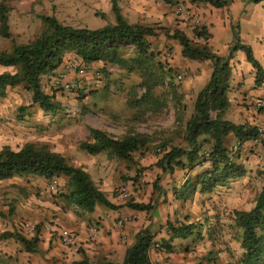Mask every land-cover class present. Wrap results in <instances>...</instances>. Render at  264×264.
I'll return each mask as SVG.
<instances>
[{"label": "rangeland", "instance_id": "1", "mask_svg": "<svg viewBox=\"0 0 264 264\" xmlns=\"http://www.w3.org/2000/svg\"><path fill=\"white\" fill-rule=\"evenodd\" d=\"M4 2L8 7L12 36H0V51L10 50L13 42L28 43L40 36L45 29L43 15L54 16L73 27L99 28L114 20L109 0ZM185 3L177 0L171 8L170 18L154 25L165 28L169 34L149 38L157 53L154 62H161L165 73L163 83L153 89L147 102H141L146 90L141 85L143 70L135 62L137 54L133 46L122 50V57L127 61L125 66L87 64L90 68L86 80L89 89L78 87L75 65L79 67L84 62L74 53L67 52L59 72L42 79L45 91L55 95L63 110L57 115L47 114L39 106H30V94L23 86L10 89L5 97L0 98V150L9 147L18 151L26 144H35L40 149L61 154L71 165L89 172L96 186L119 206L109 209L100 205L101 211H123L124 215L117 219L123 221L122 229L130 227L135 232L151 228L158 247L150 255L153 263L238 264L243 254L241 230L234 224L233 212L250 210L264 185V176L259 173L264 169V141L245 143L239 150L235 138L228 136L226 142L234 153L232 158L245 167V174L230 180L228 186L216 187L212 192H198L185 200H177L173 191L185 180L186 172L170 175L157 166L166 150L186 147V123L193 114L197 94L208 83L213 71L208 60L183 57L180 42L171 37L175 30H180L195 44L204 45L206 36L198 39L194 36L201 26L195 27L191 19L176 13L177 5L187 8ZM124 4L132 6L129 0H124ZM102 15H105V21L101 19ZM97 71L101 72L99 79L95 76ZM59 79L63 82H58ZM234 93L232 103L239 104L229 120L235 123L244 116L239 108L245 109L247 118H252L245 124L264 129V94L248 97L245 92L235 90ZM258 103L262 105L258 107ZM250 111L252 113H248ZM211 114L216 115L215 112ZM91 127L116 139L146 134L151 142L145 150L134 153L131 161L119 159L108 151L92 156L79 147L82 142L90 140ZM53 179L59 181L56 192L50 189ZM53 179L16 175L0 181V235L10 231L32 239L45 227V222L51 223L45 210L48 203L54 205L56 199L62 202L61 196L68 192L69 181L64 175ZM156 181L162 186L163 194L154 192ZM132 202L149 204L151 209L134 210L127 206ZM168 223L175 226L193 224L196 228L193 235L163 248L162 241L170 239ZM20 245L24 247L15 238L0 241L2 250L19 249ZM29 257L30 253L24 247L20 260L28 264Z\"/></svg>", "mask_w": 264, "mask_h": 264}, {"label": "trees", "instance_id": "2", "mask_svg": "<svg viewBox=\"0 0 264 264\" xmlns=\"http://www.w3.org/2000/svg\"><path fill=\"white\" fill-rule=\"evenodd\" d=\"M161 1L172 7L177 3V0ZM201 1L215 7L227 4L222 0ZM253 1L259 3L263 0ZM110 3L113 23L107 22L99 28L73 27L61 23L54 16L43 15L41 19L45 23V29L40 36L28 43L13 42L10 50L0 51V67L13 69L0 73V98L5 97L9 89L23 86L30 94L31 107L39 106L43 112L57 115L63 110V105L55 95L45 91L42 79L59 72L65 53H74L84 64L100 62L104 67L125 66L127 61L122 57V50L133 46L137 54L135 62L143 70L141 85L146 90L141 102H147L153 89L163 83L162 76L165 73L161 62H154L157 53L152 49L149 38L169 33L159 26L130 24L121 12L120 0H110ZM101 19L105 21V15ZM234 32L237 41L232 51L241 49L245 52L248 62L256 71V87L260 88L264 84V69L251 47L240 43L235 28ZM0 36H12L8 7L4 0L0 2ZM194 36L197 39L205 36L204 29H198ZM171 37L180 42L183 57L209 60L213 65L211 77L197 94L193 114L186 123V147L166 150L157 163L163 173L174 175L179 171L186 172L185 180L173 191L177 200H185L198 192H212L216 187L228 186L230 180L243 176L245 167L232 158L234 153L228 147L226 138L233 135L240 150L246 142L258 139L259 128L251 124H237L225 118L230 108L228 81L231 71L228 59L212 53L205 45L195 44L194 40L180 30H175ZM212 112L216 113L215 117ZM89 132L90 140L82 142L79 147L92 156L108 151L119 159L131 161L134 153L145 150L151 142L150 136L146 134H132L116 139L97 128L91 127ZM198 169L201 171H196ZM259 173L264 176V169ZM16 175L38 176L47 180L64 175L69 178L68 192L61 196L66 203L88 213L94 212L100 205L109 209L119 208L96 186L89 172L71 165L61 154L40 149L35 144H26L18 151L9 147L0 150V181L12 179ZM154 192L159 195L164 193L159 181L154 183ZM127 206L137 211L151 209L149 204L144 203L132 202ZM233 220L241 230L240 247L243 254L238 264H264V185L255 198L254 206L250 210H235ZM168 228L170 239L162 241L163 248L193 235L196 226H175L168 223ZM8 238L22 242L27 252H34L39 241L38 238L28 239L10 231L0 235V241ZM156 244L151 228L141 229L136 235L135 243L128 248L122 264H157L150 259L151 252L158 248ZM63 264L115 263L106 259L92 263L84 259Z\"/></svg>", "mask_w": 264, "mask_h": 264}, {"label": "crops", "instance_id": "3", "mask_svg": "<svg viewBox=\"0 0 264 264\" xmlns=\"http://www.w3.org/2000/svg\"><path fill=\"white\" fill-rule=\"evenodd\" d=\"M129 1L132 6L126 7L124 0H120V8L130 24L156 25L159 22H165L171 16L172 6L161 0ZM184 1L187 2L185 3L187 8L191 9L192 13L197 15L200 20V26L204 29L207 38L206 41L204 40V45L212 53L229 61L231 71L228 81L230 108L225 116L229 120L230 116L233 117V109L238 108L239 104V102H235V105L232 103L235 90L238 93L245 92L248 97H260L264 94V84L260 88L256 87V71L248 62L245 52L241 49L232 51V47L237 41L235 28L240 43L251 47L255 58L264 69V0L259 3H255L253 0H222L227 2L222 7H215L201 0ZM109 22L113 23L114 20L111 19ZM88 65L98 66L103 63L97 62ZM0 70L6 72L8 68L0 67ZM9 91L10 89L7 93ZM239 109L244 113V116L237 119L235 123L245 124L247 120L252 121V118H247L245 109ZM235 142L237 143L236 139ZM60 179L62 182L63 179ZM61 200L62 202L56 199L54 205L48 203L45 212L49 214L48 218L51 223L45 222V227L38 236L35 234L34 238H38L39 241L35 251L29 252L28 264H63L84 259H88L92 263L106 259L115 264H122L128 248L135 243L136 235L139 232H132L130 227L121 228L117 219L124 215L123 211L121 212L120 209L101 211L98 206L94 212L88 213L75 205L66 203L63 199ZM93 224L97 225L99 229L96 239H92L89 234V227ZM63 231L71 232L70 243L63 242ZM22 252H24V247L21 245L19 249L15 248L14 250L0 248V264H26L20 260Z\"/></svg>", "mask_w": 264, "mask_h": 264}, {"label": "built area", "instance_id": "4", "mask_svg": "<svg viewBox=\"0 0 264 264\" xmlns=\"http://www.w3.org/2000/svg\"><path fill=\"white\" fill-rule=\"evenodd\" d=\"M176 13L179 14V15H183L185 18L187 19H191L192 20V25H194L195 27L197 26H200V20L199 18L197 17V15L193 14L192 13V10H190L189 8H186L185 6L183 5H177L176 6ZM76 67L75 68H78V87L80 88H84V86H86V89H89L87 88V85L89 84H86V80L88 79V76H90V68L88 67L87 64H83L81 66H77L75 65ZM96 74V75H95ZM94 75L97 77V79L100 78L101 76V72L100 71H97ZM64 76V75H63ZM182 76H179V79H181ZM84 81V82H83ZM58 82H63L61 79L58 80ZM66 88H69L68 85H66ZM262 104L261 103H258V107H260ZM255 141H264V129L263 128H259V137L257 140ZM58 188V180L57 179H53L51 184H50V189L51 191L53 192H56ZM120 223V226L123 224V221H119ZM89 234H90V237L92 239H96L99 235V229H98V226L93 224V225H90L89 227ZM62 240L64 243H70V241L72 240V234L71 232L69 231H63L62 232Z\"/></svg>", "mask_w": 264, "mask_h": 264}]
</instances>
